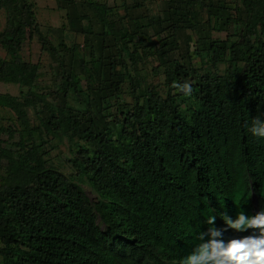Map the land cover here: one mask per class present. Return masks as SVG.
Listing matches in <instances>:
<instances>
[{"label":"trees","instance_id":"obj_1","mask_svg":"<svg viewBox=\"0 0 264 264\" xmlns=\"http://www.w3.org/2000/svg\"><path fill=\"white\" fill-rule=\"evenodd\" d=\"M60 1L72 16L70 29L98 39L86 43L94 55L97 49L124 48L135 62L132 48L148 55L158 45L155 52L165 65L176 40L154 36L192 26L202 4L169 0L165 16L141 18L132 16L146 5L139 0ZM241 1L249 13L248 60L237 66L233 49L227 74L196 73L185 109L171 89L166 97L148 89L144 105L134 91L128 105L119 98L123 78L115 61L102 65L103 76L84 67L85 86L77 72L66 71L65 95L83 99L80 109L59 107L36 90L42 61L26 59L25 46L38 34L57 50L35 23L33 3L0 0V9L14 11L0 32L6 53L0 54V82L28 87L19 96L0 93V109L15 115L12 125L0 124V264H181L202 242L210 216H216L217 229H227L223 235L246 233L228 228L219 216L235 220L245 213L252 181L264 184V138L249 131L254 118L264 120V0ZM23 6L28 16L16 17ZM217 59L215 51V65ZM168 72L172 89L191 75L180 63ZM36 98L51 110L47 120L29 117ZM112 99L117 103L110 104ZM66 136L80 138L70 147L71 171L46 158L53 142Z\"/></svg>","mask_w":264,"mask_h":264},{"label":"rangeland","instance_id":"obj_2","mask_svg":"<svg viewBox=\"0 0 264 264\" xmlns=\"http://www.w3.org/2000/svg\"><path fill=\"white\" fill-rule=\"evenodd\" d=\"M107 1L113 5L120 0H102ZM146 4L140 8H136L132 12V16L145 17L151 14L157 15L159 13L165 16L168 9L165 4L169 0H139ZM202 1L200 7L196 6L199 12V19L195 22L189 21L192 26L184 27L173 35V28L161 31L155 35V40L167 38L168 41L176 40L175 47L168 52L169 63L162 64L155 48L151 54L145 55L142 51L131 49L134 52L136 61H132L124 48L114 51L111 48H106L102 53L99 49L96 50L95 55L91 49L87 48L89 41L96 42L98 39L93 34L84 35L83 33L71 30L68 26L69 19L72 17L68 14V8L63 6L59 0H26V3H33L35 23L39 30L47 37L49 42L54 45L57 51L49 49L48 45L43 44L38 34L28 43L23 55L26 59L38 62L42 61V70L37 81L36 90L41 93H48L49 99L55 101L59 107L70 104L75 108L82 109L84 101L77 96H66L63 89L64 82L67 78L66 71L73 69L78 73L82 84L86 85V71L84 67L95 68L103 76V67H107L109 61H115L118 64V69L121 71L123 82L121 83L122 92L120 93L122 100L128 105L134 103L132 93L136 91L140 95V103H146L147 90L154 89L161 96L166 97L172 90L176 95L177 101L182 109L186 108L190 97L181 95V91L170 88L169 84V67L180 63L185 65L190 72L187 79L189 83L196 73L198 75H205L208 72L217 71L219 75H225L229 72L233 62L231 60L232 50H237L239 58L238 65H244L249 58V47L247 38L244 35L246 28V21L249 18L248 11L244 8L241 0H197ZM215 4L213 12L209 15L207 4ZM23 11L18 10L19 13L27 14L26 7ZM213 5L211 6V8ZM122 14V10H117ZM169 11V10H168ZM11 13L6 9H0V32L4 31ZM20 13V14H21ZM157 15V16H159ZM169 22V21H168ZM165 25H168L167 22ZM148 29L152 28L147 27ZM63 38L61 41L60 38ZM61 43V44H60ZM64 46V47H61ZM77 51V52H76ZM215 51L218 54V63H213ZM0 54L5 56V50L0 46ZM121 55V57H120ZM93 59H97L95 61ZM64 61V63H61ZM102 64H101V63ZM127 65L123 66V63ZM117 81L118 75H113ZM28 87H20L17 84H8L0 82V93H9L16 96L21 95L22 92H27ZM87 99V94H84ZM80 99L81 104L78 102ZM186 99V100H185ZM116 104L115 99L110 100V104ZM123 105L126 106L124 103ZM113 109H116L113 108ZM29 117L38 122L41 118L48 119L51 117V110L47 109V104L39 98H36V106L32 105L27 108ZM121 118V117H120ZM15 115L8 109H0V124L12 125ZM4 139L10 138L9 134H3ZM18 139V136H17ZM80 138L77 136H66L63 140L53 142L55 148H49L50 153L46 158H50L53 163L66 171H71L68 166V158L70 156V147ZM16 140V139H14ZM13 140V141H14ZM83 141V140H82ZM82 143H85L83 141ZM10 144V143H9ZM7 144V145H9ZM1 180V179H0ZM93 197V195H91Z\"/></svg>","mask_w":264,"mask_h":264},{"label":"clouds","instance_id":"obj_3","mask_svg":"<svg viewBox=\"0 0 264 264\" xmlns=\"http://www.w3.org/2000/svg\"><path fill=\"white\" fill-rule=\"evenodd\" d=\"M173 88L186 96L192 95V87L188 82H174ZM252 135L264 138V120L259 116L253 119L249 129ZM251 184V205L235 216V220L227 215L219 216L228 228L239 232L238 235H223L227 229H217L216 216L207 218L210 226L207 233H201L195 250L185 257L181 264H264V184ZM218 214V213H217ZM210 236L206 242L205 236Z\"/></svg>","mask_w":264,"mask_h":264}]
</instances>
